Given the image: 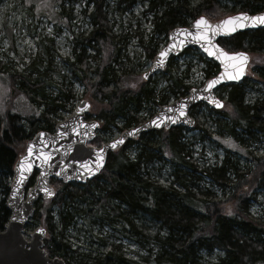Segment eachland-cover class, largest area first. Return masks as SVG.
Returning <instances> with one entry per match:
<instances>
[{
	"label": "trees",
	"instance_id": "1",
	"mask_svg": "<svg viewBox=\"0 0 264 264\" xmlns=\"http://www.w3.org/2000/svg\"><path fill=\"white\" fill-rule=\"evenodd\" d=\"M130 6L134 0H119ZM219 0H200L196 8H192L187 0H151L150 10L153 11L152 33L167 36L170 29L187 26L188 19L194 20L197 15H204L209 21H215L231 14L220 11ZM240 5L239 12L256 13L264 11V0H230ZM92 6L89 16L94 25L93 30L85 39L86 44L97 42L96 52L103 55L108 52L106 47L113 44L110 37L111 26L108 24L104 9V0H87ZM75 41V40H74ZM82 40H80V43ZM77 44L78 41L76 40ZM218 43L227 51L242 50L253 52L263 57L257 60L259 65L251 66L250 77L243 78L237 84H225L227 93L226 104L230 110L214 111L228 119L217 124L227 129L229 138L246 150L245 156L252 162L248 168H241L239 162L232 158L230 148L219 163L200 168L190 152L185 149L181 139L183 127H170L168 130L157 129L143 133L136 140L138 154L130 159L123 151V146L115 152H109L101 173L85 184L63 183L51 179L55 195L49 200H37L32 218L25 226V232L31 222L42 218L40 208L48 202L58 207V227L66 230L74 226L75 219L82 217L89 225L95 220L118 230L125 238L133 240L147 253L146 257L130 259L122 251L119 243L107 244L102 237L89 231L91 243L96 248L84 246L77 252L68 243L60 239L57 228L52 223L50 209L44 213V223L47 225L49 239L44 240V249L49 257H60L65 264H264V205L261 216L253 217L249 203L253 202L260 192L264 197V156L255 157L247 150L249 139L264 136V94L245 100V86L249 80H259L264 83V28L237 32L229 38L219 39ZM157 42L144 46L147 60L156 53ZM112 49V48H111ZM196 50L188 48L183 52ZM198 53V52H197ZM198 58L204 62L205 79L213 77L218 72L217 64L198 53ZM100 55V54H99ZM96 66L91 69L93 80L88 77L85 68L87 62L75 52L78 62L79 79L84 86V92L105 103L97 118L102 120L99 128L107 129L116 119L124 121V127H130L140 121L135 111L145 106L150 116L155 113L150 104H166L170 97L174 99L188 91V87L170 73V86L163 89L165 94L152 95L153 87L145 81L140 88L133 91H121L108 84L115 80V72L110 68V60L102 65L96 55L92 56ZM172 59V58H170ZM70 64V63H69ZM74 63H71L73 66ZM75 67V66H74ZM165 71L169 72L168 69ZM219 87V88H222ZM87 91V92H86ZM64 94H62L63 97ZM32 101V98H30ZM156 101V102H155ZM199 104L193 105L190 115ZM201 105V104H200ZM64 106V105H62ZM130 107L134 110L131 111ZM47 110L35 115H9L6 122L0 118V231L4 229L10 218L6 208V199L12 180L14 163L23 150L25 142L37 131H52L54 125L48 119ZM52 109V108H50ZM88 118V115H86ZM194 127H198L196 123ZM205 131V130H204ZM247 138V139H246ZM103 139L96 135L89 143L99 145ZM158 160H167L173 166V184H163L148 176H143V165ZM208 176L217 187L226 189L227 193L216 198L208 188L197 187L199 175ZM34 171L28 179L26 187L32 185ZM151 226V227H150ZM153 227V233H150ZM154 243L152 247L149 244ZM155 246V248H153ZM201 252L206 256L213 255L214 261L202 262Z\"/></svg>",
	"mask_w": 264,
	"mask_h": 264
},
{
	"label": "rangeland",
	"instance_id": "2",
	"mask_svg": "<svg viewBox=\"0 0 264 264\" xmlns=\"http://www.w3.org/2000/svg\"><path fill=\"white\" fill-rule=\"evenodd\" d=\"M150 1L134 0L128 6L126 2L120 3L119 0H104L103 10L106 13L108 24L111 26L110 37L114 43V46L106 45V47H110V60L107 55L109 51L103 55L101 51L100 55L96 52V49L99 48L97 42L86 44L85 39L94 28L89 16L92 6L87 4V0H0V118L3 120L2 125L9 115H35V113L47 110L46 107H49L50 111L48 119L54 125L69 116L79 101L85 99L90 104L87 113L88 120H97L101 126L102 120L97 118V114L103 108H107V105L91 97L89 92L86 91L87 94H85L84 86L79 79L75 52L86 60L85 68L88 70L90 80H93L94 77L91 69L96 66L92 56L96 55L102 65L110 60V68L115 72V80L110 81L109 86L118 87L121 91H137L145 82L142 77L143 72L148 69L153 59L147 60L144 46L157 42V46L154 48L157 52L165 46L168 38L162 34L152 33L151 21L154 18L152 14L154 10H150ZM187 1L192 8H196L200 3V0ZM171 2L174 3L175 0H171ZM218 2L220 11L231 12V14L239 12L237 10L240 5L237 3L230 0H219ZM187 22L190 25L192 21L188 19ZM74 40H77L78 43L76 44ZM80 40H82L81 43ZM197 52L201 53L197 48L189 50V52H181L170 59L166 67L169 72L165 71L166 69L155 72L147 80V85L153 87L152 95L155 93H157L156 96L160 93H162L161 95L165 94L163 89L171 85L170 73L181 78L182 83L189 89L201 86L205 80V65L198 58ZM248 53L251 62L248 64L247 77H250L251 66L259 65L260 62L257 60L263 56L253 52ZM71 63L74 65L71 66ZM224 88L215 89L214 93L223 101L224 106L220 110L226 112L230 110V106L226 104L227 93L226 90L222 91ZM245 92L246 101L254 96L261 97L264 94V83L248 79ZM62 94H64L63 97ZM159 97L157 96L155 100L157 101ZM173 100L174 98L170 97L167 103ZM158 106L154 103L148 107L153 108L156 113ZM130 109L134 111L131 107ZM214 110L206 104H199L194 110V115H190L194 118V125L197 123L198 127L193 125L188 128L181 125L183 129H181L180 142L190 152V157L200 168L207 164L219 163L227 154L226 149L228 148H230L228 152L231 153L232 158L239 162L241 168L250 167L252 162L245 156L246 150L229 138L226 128L217 124V122L224 123L228 117L222 116ZM135 115L144 121L150 117V111L142 104L135 111ZM126 128L128 127H124V121L118 118L107 129L99 128L96 135L100 136L103 139L101 143H104L115 138ZM226 141H230L231 146ZM126 142L123 144L124 146L122 145L123 151L128 158L134 159L138 154V142L127 144ZM247 150L252 152L255 157H263L264 136L249 139ZM18 153L21 154L22 151L20 150ZM172 170L173 166L169 161L158 160V162L155 161L152 164L148 162L143 165L142 173L143 176L147 175L151 180L155 178L160 183L177 186ZM196 175L201 176L197 180L198 183L195 184L197 187L208 188L216 198L227 193L226 189L214 185L208 176L200 175L198 172ZM256 197L253 202L249 203L250 213L253 217L261 216L264 205V197L260 192ZM47 209H50L52 223L57 228L58 236L68 243L72 250L79 252L88 245L96 248V244L90 242L89 231H91L94 235L102 237L107 244L119 243L122 246V251L130 259H140L147 255L136 242L125 238L118 230L101 223L102 221L92 222L90 220L88 225L86 220L79 216L75 219L73 227L65 231L60 230L58 207L52 205L50 208L48 202H45L40 208L42 218L31 222L30 228L25 232L26 237L37 226H42L46 232L45 239H49L50 234L44 223V213ZM152 229L153 227L150 233L154 232ZM153 245L154 243H151L148 247ZM212 256H206L204 252H201L203 263L214 261Z\"/></svg>",
	"mask_w": 264,
	"mask_h": 264
},
{
	"label": "water",
	"instance_id": "3",
	"mask_svg": "<svg viewBox=\"0 0 264 264\" xmlns=\"http://www.w3.org/2000/svg\"><path fill=\"white\" fill-rule=\"evenodd\" d=\"M239 13H246L251 17L264 14V11H257L256 13H249L247 11L236 12L232 15L211 22L203 15H199V17L203 16L210 23L215 24L226 17L235 16ZM199 17H196L190 25H177L168 31V39L165 46L155 53L151 65L143 72L142 77L143 79L148 80L155 72L166 69L171 57L177 56L182 51L188 49V47H196L207 59L213 60L217 64L219 70L213 75V77L203 81L201 86L191 87L183 96H179V98H176L167 104L159 105V108L154 115L140 123L122 130L115 138L104 142L99 146L88 144V142H91L96 136L99 122L94 119H86V113L89 110L90 104L85 99L79 101L69 116L64 120L57 122L54 125L53 131L39 130L25 143L23 152L17 157L14 163L12 180L6 199V208L10 212V218L4 229L0 231V264H65L63 258H50L44 250V227L37 226L33 229L29 235V240L24 236L25 225L33 216L35 202L41 199H51L54 196L55 190L50 183L51 179L60 180L65 184H85L87 181L92 180L100 174L105 166L108 152L118 150L126 141L137 139L143 133L156 131L157 129L168 130L170 127L180 125L188 128L192 127L194 119L189 116V111L193 104L204 103L213 109H220L224 106L223 101L214 93V90L225 84H237L240 82L247 74V67L251 57L248 52L241 50L235 51L244 52L248 57V62L244 67L243 76L238 80H229L225 78L221 80L219 84H216L213 88L209 89L207 87L208 81L224 72L226 70L225 67L220 60L215 59V57H210L204 51L203 46L206 43L205 41H196L191 35L179 36L175 34L176 29H188L195 34L196 28L194 27V21ZM258 28H264V24H254L252 21H246L245 26L243 28H238L235 32L228 34L218 33L211 38V43L224 49V51L229 52L218 44L217 41L219 39L232 37L237 32L257 30ZM209 35L211 36V33H209ZM179 40H184V44L181 45ZM172 45H175V47H171ZM161 51H167V55L165 57H160L159 53ZM160 61H162V63H158ZM212 99L219 100L222 106L217 107L215 103H210L209 101ZM85 104L88 105L87 108H84ZM79 109L82 110L78 111ZM181 112L184 114L181 115ZM153 121H155V123H153ZM92 124H96L97 126L95 128L89 127ZM41 133H43V136L40 135ZM129 133H131V135H129ZM114 141L122 142L118 143L117 146L113 148L111 145ZM30 144L33 146L34 153L44 152L50 154L51 160L44 164L41 163V160L38 159L35 154L28 157L27 163L32 165V170L30 172H24L23 175L25 178L21 183L17 184L16 181L20 179L21 175L18 164L21 157L27 155V148ZM101 149H103L102 153L100 151ZM98 155L103 156V162L99 169L96 170ZM87 169H93L91 175H89ZM34 170L37 171L34 182L31 186L25 188L28 179ZM41 173H43V176H41ZM56 173H60V175H56ZM44 188L50 189L53 192V195L47 196L42 190ZM41 228L43 229V232L37 231Z\"/></svg>",
	"mask_w": 264,
	"mask_h": 264
},
{
	"label": "snow or ice",
	"instance_id": "4",
	"mask_svg": "<svg viewBox=\"0 0 264 264\" xmlns=\"http://www.w3.org/2000/svg\"><path fill=\"white\" fill-rule=\"evenodd\" d=\"M246 21H252L254 24H264V14L258 15V16H251L249 17L246 13H239L235 16H229L226 17L223 20H220L218 23L212 24L210 23L205 17L201 16L197 18L194 21V27L196 28V33L193 34L188 29H176V35L184 36V35H191L196 41H205L204 51L210 56L215 57V59L220 60L222 65L225 67V71L220 73L218 76L214 77L213 79L208 81L207 87L209 89L213 88L216 84H219L221 80L227 78L229 80H238L241 76L244 74V67L248 62V57L244 52H235V53H229L224 51V49L218 47L215 44L211 43V38L217 35L218 33H232L235 32L238 28H243L245 26ZM211 33V36L209 35ZM184 40H179V43L181 45L184 44ZM171 47H175V45H172ZM167 55V51H161L159 53L160 57H165ZM162 63V61L158 62ZM231 69V70H229ZM210 103H215L217 107H221L222 104L219 100L212 99L209 101ZM88 105L85 104L84 108H87ZM82 109H79L78 111H81ZM184 113L181 112V115ZM170 119V118H169ZM155 123V121H153ZM97 125L92 124L89 127L95 128ZM43 136V133L40 134ZM131 135V133H129ZM122 141H114L111 145V147L115 148L118 143H121ZM226 143H229L231 146L230 141H226ZM101 153L103 152V149L100 150ZM36 155L38 159L41 160V163H48L51 160V155L46 154L44 152L40 153H34L33 152V146L30 144L27 148V155H24L21 157L20 162L18 164V168L20 170V179H18L16 182L17 184L21 183L24 177V172L28 171L30 172L32 170V165L27 163L28 157H31L33 155ZM103 162V156L98 155L97 156V164H96V170L99 169ZM89 172V175L92 174L93 169H87ZM56 175H60V173H56ZM41 176H43V173H41ZM47 196H52L53 192L48 189L44 188L42 189ZM15 194V193H14ZM37 231L43 232V229H38Z\"/></svg>",
	"mask_w": 264,
	"mask_h": 264
}]
</instances>
